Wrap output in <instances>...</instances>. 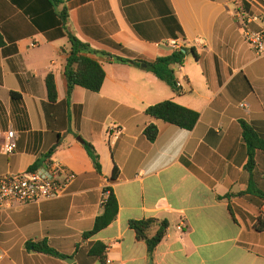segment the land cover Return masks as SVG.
Here are the masks:
<instances>
[{
	"label": "crops",
	"instance_id": "1",
	"mask_svg": "<svg viewBox=\"0 0 264 264\" xmlns=\"http://www.w3.org/2000/svg\"><path fill=\"white\" fill-rule=\"evenodd\" d=\"M234 1L65 0L53 8L47 0H0V147L9 130L17 135L16 152H0V176L50 161L77 175L58 198L0 213V264H71L69 258L75 264L107 190L117 197L118 217L88 242L105 243L110 264H264V231L257 229L264 219V152L257 153L251 178L240 122L264 138V58L245 41ZM64 9L69 32L97 52L155 61L174 53L176 35L184 40L189 52L175 68L181 93L144 64L87 55L102 65L103 87L95 93L77 86L68 102ZM49 74L55 103L48 99ZM165 101L198 112L195 129L145 114ZM151 124L159 129L154 142L144 135ZM86 143L100 156L101 174ZM150 218L170 225L153 256L129 227L131 220ZM39 243L60 256L27 249Z\"/></svg>",
	"mask_w": 264,
	"mask_h": 264
},
{
	"label": "trees",
	"instance_id": "2",
	"mask_svg": "<svg viewBox=\"0 0 264 264\" xmlns=\"http://www.w3.org/2000/svg\"><path fill=\"white\" fill-rule=\"evenodd\" d=\"M47 2L51 7L58 8L65 3V0H47ZM59 16L60 23L68 32L71 43V51L66 60L65 66V76L68 84V102L70 101L74 88L77 86L95 93L100 92L103 87L106 77L105 71L101 64L87 55H102L110 58L112 61L132 64L138 67L144 64L147 71L167 83L174 93H181V87L178 84L175 68L177 66H182L185 63L189 52L188 49L184 48L180 51H174L171 56L159 58L155 61H143L139 59L131 60L104 52H97L69 32L67 28L69 16L66 9L60 12ZM175 39L178 40L177 35ZM190 51L194 52L193 49ZM46 87L49 101L52 103L57 102L58 92L53 74L47 76ZM17 96L18 95L13 94L14 99ZM145 114L153 119L161 120L188 131L194 130L200 120V114L198 112L180 106L174 101H165L151 106L145 111ZM240 122L243 129V138L248 145L249 161L246 171L250 177L253 178L254 171L257 168L256 155L259 151L264 152V138H262L256 129L246 121L241 120ZM144 135L150 142H154L158 138L159 129L156 125L151 124L145 129ZM84 148L90 157L96 172L101 174L102 165L96 148L90 143H86ZM55 150L56 148L52 149L46 158H49ZM37 167L38 165L35 166L32 171L36 170ZM118 176L119 170L116 168L110 180L115 182L118 179ZM107 191L110 192V196L104 205L103 213L96 218L94 228L82 236V242L86 244L83 246L78 245L76 248V254L74 256L76 259L75 264H108V246L101 241L88 242L91 238L95 237L98 233L111 225L118 217L119 205L117 197L111 190ZM263 220L264 219H259L258 221L257 229L259 231H264ZM169 226L168 221L154 218L131 220L129 222V227L135 232L137 240L146 242L150 256H153L157 247L166 238ZM27 249L43 254L60 256L59 253L50 248L46 243L27 244Z\"/></svg>",
	"mask_w": 264,
	"mask_h": 264
},
{
	"label": "built area",
	"instance_id": "3",
	"mask_svg": "<svg viewBox=\"0 0 264 264\" xmlns=\"http://www.w3.org/2000/svg\"><path fill=\"white\" fill-rule=\"evenodd\" d=\"M234 17L242 30L245 41L258 58H264V0H235ZM184 40H172L174 51L185 48ZM241 107L248 109L243 103ZM113 139H117L119 130L110 128ZM17 149V135L9 130L3 139L0 152L13 155ZM77 175L58 162L50 161L42 168L19 174L0 176V213L12 209L17 203L29 204L53 200L62 196ZM64 178V180H61ZM110 192L104 193L102 204L105 205ZM264 214V205L262 206ZM183 230V226H179ZM1 260V257H0ZM110 264V262H108Z\"/></svg>",
	"mask_w": 264,
	"mask_h": 264
},
{
	"label": "water",
	"instance_id": "4",
	"mask_svg": "<svg viewBox=\"0 0 264 264\" xmlns=\"http://www.w3.org/2000/svg\"><path fill=\"white\" fill-rule=\"evenodd\" d=\"M68 262H70L71 264H73V263L75 262V260H74V259H71V258H69V259H68Z\"/></svg>",
	"mask_w": 264,
	"mask_h": 264
}]
</instances>
